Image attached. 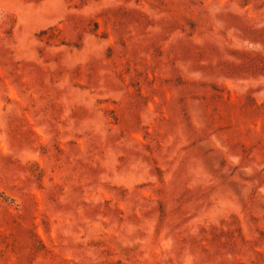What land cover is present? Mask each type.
Here are the masks:
<instances>
[{
  "label": "rangeland",
  "instance_id": "obj_1",
  "mask_svg": "<svg viewBox=\"0 0 264 264\" xmlns=\"http://www.w3.org/2000/svg\"><path fill=\"white\" fill-rule=\"evenodd\" d=\"M0 264H264V0H0Z\"/></svg>",
  "mask_w": 264,
  "mask_h": 264
}]
</instances>
